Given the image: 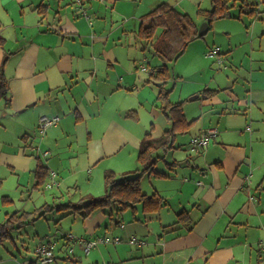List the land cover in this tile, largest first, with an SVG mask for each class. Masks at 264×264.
I'll list each match as a JSON object with an SVG mask.
<instances>
[{
	"label": "crops",
	"instance_id": "obj_1",
	"mask_svg": "<svg viewBox=\"0 0 264 264\" xmlns=\"http://www.w3.org/2000/svg\"><path fill=\"white\" fill-rule=\"evenodd\" d=\"M98 1L85 2L89 21L78 18L73 0H0V71L4 69L10 91L9 104L2 101L15 115L31 110L23 123H0V221L14 213L27 216L0 241V264H38L36 249L44 242L57 255L51 264H264L259 246L264 240V135L249 117L264 112V93L255 92L258 87L264 91V81L255 78V74H264V10L255 18V6L245 8L243 14L237 8L239 18H234L244 21L242 16L247 15L251 21L253 17L261 20L259 28L258 22H251L250 38H256L255 48L259 44L263 53L257 58L256 49L247 53L256 62L247 72V96L240 98L236 91L243 71L232 72L226 83L222 77L216 90L224 95L204 99V106L221 110L218 136L198 151L191 150L188 143L196 156L190 153L171 160L172 151L160 153L165 159L158 164L164 163L166 168L161 165L158 169L169 177L145 175L150 185L146 193L158 192L165 199L160 211L146 214L138 205L118 223L100 210L88 217L58 210L84 194L104 192L106 171L120 175L141 168L138 152L147 132L135 123L132 112L138 114L143 104L139 97V107L133 108L128 99L134 89L129 75L136 77L138 72L124 70L112 47L100 51L97 45L104 37L87 31L93 25L90 11L101 15L96 12ZM159 1L151 2V11L161 4L177 9L175 0ZM99 2L115 5L116 0ZM144 16L139 18L140 26ZM134 17H140L137 10ZM87 39L95 44H85ZM238 47L222 50L226 64L227 53ZM140 79L138 75L136 82ZM153 114L156 129L152 135L159 138L169 123L158 107ZM42 116H59L61 121L38 135ZM202 128L204 125L198 135L209 130ZM177 143L176 139L173 150L180 147ZM45 151L51 155L39 158ZM39 166L49 171L46 184L53 180L59 184L50 188L53 193L40 191ZM86 187L90 192L84 191ZM16 202L20 203L17 207ZM183 211L189 215L180 222L178 214ZM55 212L63 215L56 222L51 216ZM70 235L121 237L122 241L98 245L87 254ZM132 236L141 245L130 243ZM31 244L35 257L27 254Z\"/></svg>",
	"mask_w": 264,
	"mask_h": 264
},
{
	"label": "rangeland",
	"instance_id": "obj_2",
	"mask_svg": "<svg viewBox=\"0 0 264 264\" xmlns=\"http://www.w3.org/2000/svg\"><path fill=\"white\" fill-rule=\"evenodd\" d=\"M152 1L154 0H116L115 5H108L106 2L101 4L98 1L95 4V6H97V4L99 5L96 12H100L101 15L95 16L94 12L90 11L93 25L90 26L87 24L88 32L93 34L97 33L104 37V39L100 40L97 45L100 51L112 47L115 55H117V52L119 53L118 58L121 67L124 70H134L135 73L138 72L137 76H141L140 81L136 82L137 76L135 77L133 75L131 77L129 75V81L132 82L134 89L133 95L128 96V99H130L133 103V108H136L139 107L138 98H141L143 108L138 111V114H136L137 117L134 121L137 125L141 126V128H145L147 133H153L156 129L154 125L156 117L153 112L157 110L158 107L157 97L159 93L158 85L160 83L150 77L147 73H141L139 70L145 66L150 71V69L160 65V60L157 56L153 55L150 49L144 50V44L139 37V18L147 15L152 10ZM159 2H167V0H160ZM175 2L177 9L187 13L199 29L207 22L200 14V10H210L212 8V0H175ZM248 2L251 3L253 0H248ZM259 6H261L259 11L260 9L264 10V3L261 4L260 1ZM135 10L138 11L140 17H134ZM237 10V8L233 9V13L235 15L237 14ZM256 16L260 18V14L257 13L255 18H257ZM242 17L244 18V21L234 19L238 18L237 16L234 18L214 20L212 22L211 29L203 37L193 41L185 53L177 61L170 65L171 77L166 84V89L170 90L168 98L174 103L181 102L183 104L186 117L189 121H194L195 123L189 132L177 135L178 143L176 146L179 144L180 147H177L178 150H172V153L170 152L171 154L169 153V159H183L184 157H187L188 154H192L187 145L189 143L190 146L191 139L199 134L201 125H204V128L202 129H209L212 126L220 128V125H217V121L221 110H218L217 107H213V109L210 106H204V99L207 98L205 90L219 89L220 87L218 86L223 83L222 77L225 79L224 83H226L227 76H231L232 72L240 70L243 71L242 78L239 80V84H236V91H238V96L240 98H245L247 96V72H251V65L256 64V62H251V56L247 53L250 54L251 48L256 49L254 52L255 58L259 56V53H263L260 51L261 49L259 48V44H257V47L255 48L254 43L256 38L254 41L253 38H250V34L252 32L251 22L253 20H255L254 22H258L259 28V23H261L259 21L261 20L253 17V20L251 21L247 15H243ZM78 18L87 20L81 15L78 16ZM103 23H105V27L101 29ZM244 25L248 29H246ZM157 36H159V31L156 33V37ZM85 44L93 46L95 42L87 39ZM237 44L239 46L238 49L233 53H227L225 56V59L227 58V64L225 63L220 65L214 59H208L205 56L206 53H208L213 47H220L224 52H227L232 49L234 50ZM95 57H98V55ZM241 61L243 62L242 64ZM121 76L123 78L124 74L121 73ZM255 78L259 82L264 81V74H255ZM255 87H258V85ZM255 92H258L261 95L264 93L260 87L256 88ZM216 94L220 96L224 95L222 92H217L215 95ZM120 95L123 94H118V97ZM196 96L199 98L193 100ZM247 100L249 101V106H253V104H251V100ZM5 111H7L9 115L6 114ZM248 113L250 114V111ZM29 114H31L30 109H28L26 113H19L17 115H15L14 112H9V110L6 109L4 101L0 99V123L6 124L12 121H14L15 124L23 123L24 118ZM2 116L4 117V122L1 121ZM249 117L253 126L259 125V127L262 128L264 135V112L257 115L250 114ZM39 134L40 133L38 132V135ZM192 134L195 135L191 137L189 142L188 140ZM39 138L40 137L36 136V139ZM261 147L264 146L262 145ZM192 155L196 156L194 154ZM40 157L43 158L42 153L39 155V158ZM161 165H164L166 168L164 163H159L157 168ZM147 178L148 176H145L143 179L145 185L144 192H147L150 186ZM150 179L151 181H154L153 178ZM85 180L87 179L85 178ZM45 186L46 185H43L39 188L42 193L44 190V193L46 194L53 193L50 189H46ZM84 191L90 192L87 187ZM71 192L74 194L76 191L73 192V190H71ZM104 194L105 191L98 193L95 196L99 197ZM66 202H69L68 199H66ZM17 204L20 203L16 202V207ZM113 213H115V211ZM53 215L54 222L63 217V215L57 214L56 212L51 216ZM48 216L49 213L47 217ZM0 218H3V215H1ZM54 222L53 229L54 226H57ZM44 223L46 222H41L43 225ZM24 230L25 229H23V231ZM31 238H34V235L31 236ZM29 247L31 250L27 254H31V256L35 257L34 244L29 245ZM35 261H37L38 264H41L38 260L35 259Z\"/></svg>",
	"mask_w": 264,
	"mask_h": 264
},
{
	"label": "trees",
	"instance_id": "obj_3",
	"mask_svg": "<svg viewBox=\"0 0 264 264\" xmlns=\"http://www.w3.org/2000/svg\"><path fill=\"white\" fill-rule=\"evenodd\" d=\"M255 1L257 2L249 3L247 0H212V8L210 10H200V14L207 21L208 29L210 30L214 20L236 17L237 15L233 13L234 8H240V14H243L247 12L245 8L251 9L255 6L256 13H260L259 9H257L260 2L258 0ZM248 12L253 13L250 12V10ZM158 31L159 36L156 37ZM139 37L144 44V50L150 49L153 55L157 56L160 60V65L150 69V71L145 66L142 70L160 83L158 85L159 93L157 97V106L161 113L165 115L169 126L159 138H154L152 133H146L138 152V161L141 164L140 169L125 171L120 175H117L113 170L106 171V190L103 196L96 197L89 194L84 195L76 203L60 205L58 207L60 212L70 211L71 214H79L83 217H88L95 211L100 210L111 218H116L117 222L120 223V219L124 213L129 210L135 211L138 205H141L143 211L146 214H149L159 212L165 204V199L158 192L147 194L143 191L142 178L145 175L154 178L169 177L157 168L159 160L165 159L164 156H160V153L172 151L175 148L177 135L189 132L195 123L194 121L188 120L181 102L174 103L170 101L168 98L170 90L166 89V84L171 77L170 65L185 53L193 41L203 36L199 35V28L187 13L171 7L168 4H161L142 18ZM215 49H218V53L213 57H208L207 55ZM207 55L208 58L214 59L220 65L225 64L223 52L220 47H213ZM9 92V84L4 69H1L0 99H6L7 104L10 102ZM217 92L218 90L215 89L205 90L207 98L213 97ZM132 114L136 115L137 111H133ZM136 117L137 116H135V118ZM190 148L193 151L202 150H194L191 146V142ZM38 176V186L45 185L47 183L46 180L49 176V171H47L44 166H39ZM114 211L115 213H113ZM188 215L189 213L184 211L180 212L178 214L179 221L183 218L186 219L185 216ZM26 218V214H23L20 217L17 213H14L13 215H10L6 221H0V241H3V239L11 234L16 222L21 225ZM70 236H73L74 238H71ZM70 236L69 238H71V240L78 242L76 240L77 237L74 235ZM136 245L139 246V244ZM53 251L55 254L54 261H56L57 255L54 249Z\"/></svg>",
	"mask_w": 264,
	"mask_h": 264
},
{
	"label": "built area",
	"instance_id": "obj_4",
	"mask_svg": "<svg viewBox=\"0 0 264 264\" xmlns=\"http://www.w3.org/2000/svg\"><path fill=\"white\" fill-rule=\"evenodd\" d=\"M76 7H77V12L79 15L84 16L86 19H88L89 21H91V16L89 15V13L87 12L86 8H85V2L87 0H73ZM101 2H103L104 0H99ZM218 53V49H215L213 51H211V53H209L207 56L208 57H213ZM61 121V118L59 116H42L39 119V125H38V131L41 135L45 134V132L51 128V127H55L57 125H59ZM218 134V130L217 129H209L207 131H205L203 134L199 135V136H195L193 137L192 141H191V146L194 150L197 149H205L207 148L211 141L217 137ZM43 155L45 157L51 155V153L49 151H45L43 152ZM52 176H56L55 172L51 173ZM58 187L59 184L57 183L56 180H53L52 182L46 184V188L50 189L53 187ZM71 238H74L73 236H70ZM80 244H82L85 247V251L86 253H90L91 250H93L95 247H97L99 244H105V243H120V241H122V239L120 237H98L96 239H87L84 237L81 238H77L76 239ZM132 244H139L141 245L142 241H139L136 237H132L131 241ZM260 246V251L264 254V240H261L259 243ZM53 247L50 246L47 243H41L38 248L36 249V253L38 255V261L41 264H50L54 261V251H53Z\"/></svg>",
	"mask_w": 264,
	"mask_h": 264
},
{
	"label": "water",
	"instance_id": "obj_5",
	"mask_svg": "<svg viewBox=\"0 0 264 264\" xmlns=\"http://www.w3.org/2000/svg\"><path fill=\"white\" fill-rule=\"evenodd\" d=\"M208 23L206 22L200 29H199V35L204 36L208 32ZM196 98V97H195Z\"/></svg>",
	"mask_w": 264,
	"mask_h": 264
}]
</instances>
